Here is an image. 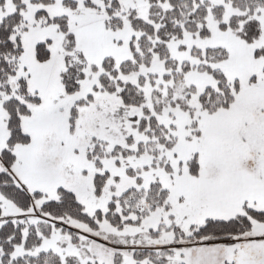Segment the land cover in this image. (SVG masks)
I'll use <instances>...</instances> for the list:
<instances>
[{
    "label": "snow or ice",
    "instance_id": "snow-or-ice-1",
    "mask_svg": "<svg viewBox=\"0 0 264 264\" xmlns=\"http://www.w3.org/2000/svg\"><path fill=\"white\" fill-rule=\"evenodd\" d=\"M0 264H264V0H0Z\"/></svg>",
    "mask_w": 264,
    "mask_h": 264
}]
</instances>
